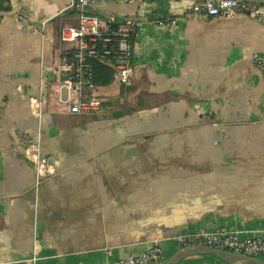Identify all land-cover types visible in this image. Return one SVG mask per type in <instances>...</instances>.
<instances>
[{"label":"crops","instance_id":"obj_1","mask_svg":"<svg viewBox=\"0 0 264 264\" xmlns=\"http://www.w3.org/2000/svg\"><path fill=\"white\" fill-rule=\"evenodd\" d=\"M201 1L92 6L115 26L139 22L133 74L128 95L117 80L103 87L102 106L122 111L74 116L53 101L60 30L77 13L67 0H0V264H116L156 243L161 264L194 249L177 236L264 232V0H237L246 9L228 19L187 17ZM29 140L53 175L37 178Z\"/></svg>","mask_w":264,"mask_h":264},{"label":"built area","instance_id":"obj_2","mask_svg":"<svg viewBox=\"0 0 264 264\" xmlns=\"http://www.w3.org/2000/svg\"><path fill=\"white\" fill-rule=\"evenodd\" d=\"M3 7H8L18 0H1ZM67 10L77 13V18L60 30L62 50L60 52L57 83L54 97L61 106H66L71 115L97 113L103 105L102 90L95 82L94 62L113 60L117 82L121 86H130L132 77L131 57L132 42L139 26L136 19H127L124 24L115 26L113 22H104L88 10L101 0H67ZM123 4L151 3L163 0H109ZM239 9H246L237 0H203L194 4L187 17H224L232 18ZM254 62L264 71V59L256 56ZM41 101V100H40ZM35 101V113L41 104ZM26 159L33 165L37 178L53 175L55 169L48 159L41 157L39 142L29 140ZM176 244L183 248L206 247L228 251L236 255L264 257V232L251 238H242L239 233L221 228L213 233H196L174 238ZM164 252L156 243L139 255H132L116 264H155L162 261Z\"/></svg>","mask_w":264,"mask_h":264},{"label":"water","instance_id":"obj_3","mask_svg":"<svg viewBox=\"0 0 264 264\" xmlns=\"http://www.w3.org/2000/svg\"><path fill=\"white\" fill-rule=\"evenodd\" d=\"M246 13L248 14L249 12L247 11ZM198 254H209V255H214L216 257H219L224 260L231 259L232 261L245 262L249 264H264V260H261L258 258L240 256V255H236L234 253L228 252V251L210 249L206 247L181 250L180 252H178L177 254L172 256L170 259H168L167 261L161 264H174L178 260L184 259L185 257L198 255Z\"/></svg>","mask_w":264,"mask_h":264},{"label":"trees","instance_id":"obj_4","mask_svg":"<svg viewBox=\"0 0 264 264\" xmlns=\"http://www.w3.org/2000/svg\"><path fill=\"white\" fill-rule=\"evenodd\" d=\"M94 72L95 82L100 87H108L117 80L116 73L104 62H94Z\"/></svg>","mask_w":264,"mask_h":264},{"label":"rangeland","instance_id":"obj_5","mask_svg":"<svg viewBox=\"0 0 264 264\" xmlns=\"http://www.w3.org/2000/svg\"><path fill=\"white\" fill-rule=\"evenodd\" d=\"M58 65H59V63H58ZM58 83L61 81V75L59 74L58 75ZM113 83H116V81H114ZM119 87H120V91L119 92H117L118 94H120V95H122L123 96V94H126V95H128L127 93V89H129L130 87H126V86H121V85H119ZM133 90H134V87H131ZM132 89H131V91H132ZM103 91V95H104V97L107 95L106 93H105V90H102ZM129 96H130V92H129ZM55 98V97H54ZM56 100V99H55ZM54 103H56L57 105H58V107H59V109L61 110V111H63V112H68V109H67V107L66 106H61L58 102H57V100L56 101H53ZM124 102L123 101H117V102H114V101H112V102H107V103H105L104 104V106H103V109L105 110V111H107V112H113V113H117V112H120V111H122V108L124 107ZM123 106V107H122ZM124 109V108H123ZM74 116H78V115H74Z\"/></svg>","mask_w":264,"mask_h":264}]
</instances>
